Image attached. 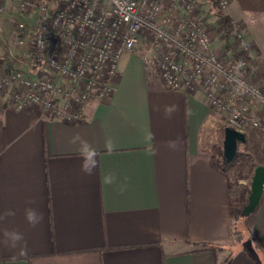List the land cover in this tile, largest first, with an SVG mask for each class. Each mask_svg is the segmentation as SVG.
<instances>
[{
    "label": "crops",
    "instance_id": "0c3cea01",
    "mask_svg": "<svg viewBox=\"0 0 264 264\" xmlns=\"http://www.w3.org/2000/svg\"><path fill=\"white\" fill-rule=\"evenodd\" d=\"M228 1L225 11L210 14L213 46L231 40L226 21L237 22L249 43L254 82L264 87V0ZM9 2L0 5L6 10ZM6 13H0V72L10 60L27 66L13 58L22 51L6 39L13 19ZM140 53L123 54L112 95L91 100L79 121L14 108L0 94V212L16 213L0 227L24 235L22 251L0 245V264H264V185L255 210L235 220L228 192L237 183L240 198H247L261 163L236 153L224 168L218 112L199 90L169 89L148 77ZM165 106L175 111L166 116ZM257 114L264 118V106ZM77 133L100 153L91 176L69 142ZM256 136H246L247 149L237 152L260 158ZM109 139L116 145L112 155L104 147ZM108 172L117 175L116 184L102 183ZM27 207L43 213L35 228L24 219ZM240 220L246 245L235 240Z\"/></svg>",
    "mask_w": 264,
    "mask_h": 264
},
{
    "label": "built area",
    "instance_id": "2783aa9c",
    "mask_svg": "<svg viewBox=\"0 0 264 264\" xmlns=\"http://www.w3.org/2000/svg\"><path fill=\"white\" fill-rule=\"evenodd\" d=\"M12 1L16 42L30 38L26 68L0 72V94L14 108L79 121L91 100L112 95L123 54L142 45L148 77L199 90L223 128L246 134L261 126L264 87L251 80L244 30L226 21L231 40L213 46L210 14L225 11L228 0Z\"/></svg>",
    "mask_w": 264,
    "mask_h": 264
},
{
    "label": "clouds",
    "instance_id": "9594fccd",
    "mask_svg": "<svg viewBox=\"0 0 264 264\" xmlns=\"http://www.w3.org/2000/svg\"><path fill=\"white\" fill-rule=\"evenodd\" d=\"M166 116H170L175 111V106H165ZM72 145L76 147V152L81 160L80 168L85 175L95 174L96 169L99 167L98 157L100 153L98 150L92 146L87 140L82 138L80 134H75L69 141ZM175 143L171 142L170 147H175ZM108 155H112L116 145L112 140H107L104 145ZM101 181L105 185H113L117 183V175L113 172H108L101 177ZM120 190L123 191L126 187L125 183L119 185ZM15 212L13 210H5L0 212V225L7 221L9 217H14ZM24 219L26 223L35 228L40 225L43 221V213L39 212L37 209L32 207H27L24 210ZM24 235L22 232L16 229H8L0 227V245L11 249H21L23 248Z\"/></svg>",
    "mask_w": 264,
    "mask_h": 264
},
{
    "label": "rangeland",
    "instance_id": "374dc122",
    "mask_svg": "<svg viewBox=\"0 0 264 264\" xmlns=\"http://www.w3.org/2000/svg\"><path fill=\"white\" fill-rule=\"evenodd\" d=\"M207 4L206 5L203 4L202 7H201V9H203L205 11L207 9V7H208ZM12 6H13V1L10 0V2L8 4V7L9 8L8 7L6 8L7 11L5 10V13L7 12L6 13L7 17L10 16V18H11L13 16V19H11L12 21L11 20L10 21H7L8 22V25H9V29H8L9 34L6 37V39H8L9 41H12L11 42L12 45H15V46L18 45L20 47L21 51H22V54H20V55L15 54L16 57H13V58H17V61H22V60L25 61L26 60V63H27L28 62V59H29V55H28L29 50H28V48L30 46V38L28 36L25 37L24 38L25 41H24L23 44H18L16 42V39H15L14 34H13V31L15 30L16 26H15V21H14V16L15 15L14 14L12 15V12H13V7ZM2 13H4V12H2ZM1 31H3V30H1ZM216 37H217V32H213L211 34L212 40L215 41V39H217ZM141 48H142V50H144L142 45H138V46L135 47V49H133L129 53H135L138 50L139 51H142V50H140ZM11 61L12 60H10V64H9L10 66L9 67L15 66V67L19 68L18 66H16L15 64H13V62H11ZM11 64H13V65H11ZM251 80H252L253 83H255L254 82V78H252ZM255 84L260 85L258 83H255ZM217 123L219 124L218 127H219V129L221 131V129H222L223 125H224L223 116L221 114L218 115V122ZM263 129H264V118L262 119L261 126L258 129L250 130V131H248L245 134L246 136L249 135L250 137H253V138L256 136V134L260 137V139H259L256 136V140L257 141L260 140L259 143H260V146H261V150H260L261 151V157L258 158V159L257 158L254 159L252 155L251 156L248 155V158H246L244 156L243 152H237V156L239 157L240 160L241 159H244V161H247L249 164L250 163H253L256 160V161H259L261 164H264V132H263ZM238 148H239L240 151H244L245 149H247V146H244V143H239L238 144ZM255 149L256 148H253L254 151H255ZM222 152H223V150H222ZM219 161H220L221 165H224L225 159H224L223 153L219 156ZM232 162H233V160L230 162L228 168L231 167ZM238 169L236 171H239ZM232 171L233 170H231L230 173L232 175V178H234L233 177L234 176V173H232ZM240 191H241V189H240ZM240 194L241 193L239 192L237 202L233 205L234 210L237 211V212H240L241 209L244 207V205L247 202L246 201L247 198H245V199L240 198ZM242 223H243L242 220H240L238 222H235V226L236 227H235V230H234V234H235V240L237 241L238 245H240V244L246 245L248 243V235L245 232V229H244Z\"/></svg>",
    "mask_w": 264,
    "mask_h": 264
},
{
    "label": "water",
    "instance_id": "95a60500",
    "mask_svg": "<svg viewBox=\"0 0 264 264\" xmlns=\"http://www.w3.org/2000/svg\"><path fill=\"white\" fill-rule=\"evenodd\" d=\"M246 141L244 132L226 126L223 128V156L226 162H231L237 153L239 143ZM264 185V164L257 165L250 180V191L247 197V203L240 211V216H248L258 205Z\"/></svg>",
    "mask_w": 264,
    "mask_h": 264
},
{
    "label": "trees",
    "instance_id": "16d2710c",
    "mask_svg": "<svg viewBox=\"0 0 264 264\" xmlns=\"http://www.w3.org/2000/svg\"><path fill=\"white\" fill-rule=\"evenodd\" d=\"M226 36L229 35V27L227 26V22H226V31H225ZM230 162H224V168H227L229 166ZM241 186L237 183H231L229 184V197H230V203L231 205H234L237 202L238 199V195L240 192ZM240 212L235 211L234 209L231 211V217L233 220L237 219L240 214ZM201 249H210L213 252H216V250L221 249V246H214V245H201L200 247Z\"/></svg>",
    "mask_w": 264,
    "mask_h": 264
}]
</instances>
